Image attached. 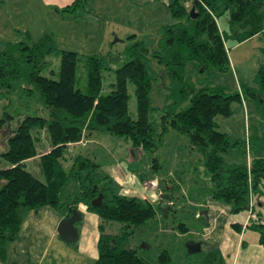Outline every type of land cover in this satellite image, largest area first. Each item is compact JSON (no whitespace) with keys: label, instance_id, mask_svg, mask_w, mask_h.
Here are the masks:
<instances>
[{"label":"trees","instance_id":"1","mask_svg":"<svg viewBox=\"0 0 264 264\" xmlns=\"http://www.w3.org/2000/svg\"><path fill=\"white\" fill-rule=\"evenodd\" d=\"M183 1L172 0L165 6L173 22L161 27L159 52L152 53L169 80L171 91L167 99L173 98L169 102L170 110L161 115L159 135L171 128L202 153L203 167L211 184V200L226 204L232 214L247 210L244 226L255 231L258 244L264 248V220L255 208L258 198L264 196V134L256 135L259 140L252 142L256 156L242 163H226L223 154L237 143L229 142L227 134L216 129L215 116L229 115L230 104L240 101L239 94L207 83L195 87L187 79L189 92L180 88L186 62L196 71L209 68L224 71L228 67L214 16L227 13L230 34L238 40L256 34L264 36V0H191L189 5ZM84 4L85 0H73L59 11L74 12L78 6L83 10ZM191 6V14L196 15L193 18L189 14ZM27 39L8 42L0 50V98H5L16 84L23 83L24 89L37 92L47 116L25 114L12 127L11 114L3 112L0 116V129H8L5 149L0 151V158L6 162L0 168V260L6 255L7 244L17 236L24 211L49 206L65 216L82 203L99 218L97 257L91 264H149L135 249L123 247L122 243L135 228L154 216L153 205L148 200L114 192L106 176H96L97 164L84 155H75L68 170L61 165L66 146L92 132L105 131L125 137L132 149L141 152L153 150L154 138L148 121L150 77L143 57L146 48L141 41L133 42L129 46L133 58L114 68L109 91L101 93L102 67L98 59L88 58L82 91L75 86L76 52L57 49L49 34L34 41ZM52 53L58 55L56 78L40 74L46 56ZM258 79L259 90L247 92L255 98L258 109H262L264 69H260ZM127 83L134 87V118L127 111ZM177 91L181 93L178 95ZM186 99L187 106L180 108ZM249 142L248 139L250 146ZM44 148L48 149L39 151ZM34 157H37L36 173L29 170L26 162ZM70 180L76 191L67 194ZM164 190L160 189V194L170 198ZM97 193L102 195L100 204L92 206L90 200ZM163 198L160 197L169 200ZM251 212L256 215L255 220L249 218ZM109 222L120 225L119 234L104 232L102 223ZM232 226L240 229L239 224ZM177 228L187 231L183 222L177 223ZM169 258L168 252L162 250L157 261L165 263ZM214 262L224 264L217 249L206 252L201 264Z\"/></svg>","mask_w":264,"mask_h":264},{"label":"rangeland","instance_id":"2","mask_svg":"<svg viewBox=\"0 0 264 264\" xmlns=\"http://www.w3.org/2000/svg\"><path fill=\"white\" fill-rule=\"evenodd\" d=\"M32 1L31 4L29 0H21L20 3L17 2V6L15 3L7 5L13 12L12 15L7 12L8 21L14 19L28 27L27 41H34L44 34H49L57 49L76 52L75 86L82 91L85 87L88 58H96L101 63V93H106L113 81L114 68L133 58L129 54V46L135 41L143 43L146 48L143 57L150 77L148 121L154 138L153 150L139 152L131 148L129 140L125 137L105 131L93 132L83 144L65 148L61 165L68 170L76 154L84 155L97 164L94 168L96 176H106L110 181L108 186L114 192L145 199L153 205L154 216L135 228L124 239L123 247L135 249L138 256L149 264H201L206 256L203 246L198 252L187 253L185 242L196 240V234H199L204 224L202 218H194V214L202 210H197L201 202L199 200L205 201L211 188L203 167V156L199 150L189 145L184 135L171 128L159 135L161 115L170 110L169 102L173 98L167 99L171 91L169 80L164 74L163 66L152 57V53L159 52L161 27L173 22L167 8L162 4H133L136 0H120L117 6L114 3L117 0H85L83 10L78 6L74 12H60L59 16H56L42 9L37 0ZM183 2L186 5L191 4V0ZM227 17V13L214 16L224 42L228 59L227 69L220 71L209 68L196 71L191 63L186 62L180 88L183 87L184 92H189L185 82L187 79L195 87L207 83L239 94L240 101L230 104L231 113L227 116L216 115L215 122L216 129L226 133L229 142L237 143L223 154L224 161L242 163L256 156L252 142L255 144L259 140L255 138L256 135L264 134V106L258 109L255 98L247 92L259 90L258 74L260 69H264V36L256 34L242 40L236 39L230 34ZM130 33H135L136 37H127ZM2 35L9 41L22 39L9 32ZM45 60L40 74L56 78L58 55L52 53L46 56ZM23 85L16 84L13 90L6 93L5 98H0V116L3 112L13 116L10 127L15 125L17 118L25 114L47 116L37 92H29ZM133 90V85L127 83V111L131 118L135 117ZM180 93L176 92L178 95ZM187 104L186 99L180 104V108ZM7 132L6 127L0 129V151L5 149ZM5 166L6 162L0 158V168ZM150 178L159 181L155 189L152 188L155 185L149 181ZM162 188H165V193L170 196L169 198L164 194V198L169 200L160 199L159 191ZM75 191L76 185L70 180L66 192L71 194ZM65 200L68 201L69 198ZM255 208L259 209L257 202ZM237 214L248 220L247 210ZM203 219L205 220L204 217ZM179 222L185 224L187 231L178 230ZM102 225L105 233H120V225L117 223ZM162 250H166L170 257L165 263L157 261V256ZM215 262L213 264H216Z\"/></svg>","mask_w":264,"mask_h":264},{"label":"crops","instance_id":"3","mask_svg":"<svg viewBox=\"0 0 264 264\" xmlns=\"http://www.w3.org/2000/svg\"><path fill=\"white\" fill-rule=\"evenodd\" d=\"M19 1L21 0H0V50L6 43L16 42V40H5L2 33L9 32L21 38L28 37L29 29L22 24L23 22L14 19L8 21L7 12L9 15L13 12L7 5L15 3L17 6ZM37 1L42 9L59 16V10L73 0ZM119 1L114 2L115 6L119 5ZM170 1L172 0H136L133 4L166 6ZM29 2L33 3L32 0ZM130 34L136 37L135 33ZM89 135L66 147L83 144ZM47 149L39 151L43 152ZM137 151L140 152L139 149ZM36 159L37 157H34L26 161L29 170L35 173L37 172ZM150 180L159 185L156 178ZM152 188L155 189L156 185ZM199 201L201 202L197 210L206 209V218L199 212L194 214V218H202L201 221L204 223L199 234H196L198 238L194 240L200 242V247L203 246L206 252L217 249L224 264H264V248L258 244L255 231L244 226L246 218H242L237 213H230L226 204L211 200L209 194L205 197V201ZM258 206L259 214L264 220V196L258 198ZM77 211L80 214V220L77 225L75 223L78 236L74 243H66L58 237L56 226L63 215L57 210L49 206H40L24 211L17 236L7 244L6 255L2 261L0 260V264H91L97 257L99 218L88 211L82 203L77 205ZM234 223L240 225L239 230L232 226Z\"/></svg>","mask_w":264,"mask_h":264},{"label":"water","instance_id":"4","mask_svg":"<svg viewBox=\"0 0 264 264\" xmlns=\"http://www.w3.org/2000/svg\"><path fill=\"white\" fill-rule=\"evenodd\" d=\"M193 11V6L189 9L190 17H195L196 15L191 14ZM95 186H93V189ZM101 193H97V195L90 200V205L98 206L101 201ZM165 195H160V197H164ZM165 209L163 210V212ZM206 218V209L199 211ZM80 220V214L76 209H72L68 215L63 216L57 226L56 232L60 239H62L66 243H74L77 240V229L75 227V223ZM186 252L194 253L200 250V242L189 240L185 242Z\"/></svg>","mask_w":264,"mask_h":264},{"label":"built area","instance_id":"5","mask_svg":"<svg viewBox=\"0 0 264 264\" xmlns=\"http://www.w3.org/2000/svg\"><path fill=\"white\" fill-rule=\"evenodd\" d=\"M152 184L155 185V182H153ZM249 218L255 220V219H256V215H255L254 213L251 212V213L249 214Z\"/></svg>","mask_w":264,"mask_h":264}]
</instances>
